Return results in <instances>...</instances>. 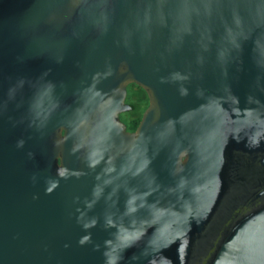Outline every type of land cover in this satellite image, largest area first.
Returning <instances> with one entry per match:
<instances>
[{"label": "water", "instance_id": "1", "mask_svg": "<svg viewBox=\"0 0 264 264\" xmlns=\"http://www.w3.org/2000/svg\"><path fill=\"white\" fill-rule=\"evenodd\" d=\"M0 264H264V0H0Z\"/></svg>", "mask_w": 264, "mask_h": 264}, {"label": "flooded vegetation", "instance_id": "2", "mask_svg": "<svg viewBox=\"0 0 264 264\" xmlns=\"http://www.w3.org/2000/svg\"><path fill=\"white\" fill-rule=\"evenodd\" d=\"M134 93H141L140 92V89H139V86L136 85L135 83H129L127 85V87H126L125 102L127 104H129L130 109L119 113V119H120V121L125 125L126 130L129 131V132H132V131H134L136 129V127L138 126L139 121H140V119L142 117L143 111L145 110V108L148 105V97H147L146 92H144L146 94V97H147V105L142 109L141 115H139V120H138L136 126L133 129H129L127 127L128 121L130 119L135 118V116L140 113V108L137 109L136 106H135V100L136 99H135Z\"/></svg>", "mask_w": 264, "mask_h": 264}, {"label": "trees", "instance_id": "3", "mask_svg": "<svg viewBox=\"0 0 264 264\" xmlns=\"http://www.w3.org/2000/svg\"><path fill=\"white\" fill-rule=\"evenodd\" d=\"M139 89H140L141 93H134L135 99H136L135 100V106H136L137 109L141 108V107L144 108L147 105V97H146V94L144 93L145 91L141 87H139ZM142 109L140 110V113L135 116V118L130 119L128 121L127 127L129 129H133L136 126V124H137V122L139 120V115H141Z\"/></svg>", "mask_w": 264, "mask_h": 264}, {"label": "rangeland", "instance_id": "4", "mask_svg": "<svg viewBox=\"0 0 264 264\" xmlns=\"http://www.w3.org/2000/svg\"><path fill=\"white\" fill-rule=\"evenodd\" d=\"M143 107L140 108V110L142 109Z\"/></svg>", "mask_w": 264, "mask_h": 264}]
</instances>
